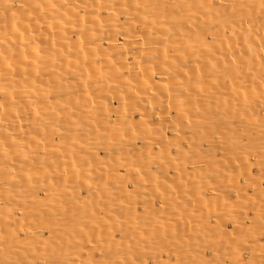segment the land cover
<instances>
[{"label":"bare ground","instance_id":"1","mask_svg":"<svg viewBox=\"0 0 264 264\" xmlns=\"http://www.w3.org/2000/svg\"><path fill=\"white\" fill-rule=\"evenodd\" d=\"M87 235L98 264H264V0H0V264Z\"/></svg>","mask_w":264,"mask_h":264},{"label":"rangeland","instance_id":"2","mask_svg":"<svg viewBox=\"0 0 264 264\" xmlns=\"http://www.w3.org/2000/svg\"><path fill=\"white\" fill-rule=\"evenodd\" d=\"M79 133H80V132H79ZM79 135H80V134H79ZM80 137H81V136H80ZM79 139H80V138H79ZM80 145L82 146V143L79 142V149H80V147H81ZM79 154H81V153H79ZM85 154H86V153H85ZM79 156H83V157H85V155H84L83 152H82V154L79 155ZM87 156H90V154H86V157H87ZM86 157H85V158H86ZM90 157H91V156H90ZM90 157H87V158H86L87 160H85V159L82 158V157L79 158L80 165L83 163V164L81 165V168L83 167L82 169H81L80 166H79V168L81 169V170H79V172H80V173H79V174H80V175H79V181H81L82 184H81L80 182H79V183H80V185L84 186L83 188H82V187H79V188H81V189L79 190V191H80L79 194L84 195V196H85V197L83 196L84 199H86V197H88V198L90 197V200H92L93 198H91V196H86V194H87L86 191H88V189H90L89 187H91V185L94 186L95 183L97 182V180H99V179H97V176H96V175H95V177H96L97 180H95V179L93 178V176H94V174H92L93 166L98 167V166L100 165L101 167H103V170H102V171H104L105 169H106V170L109 169V168H107L108 166H106V164H109V163L104 164V165L106 166V168H104L103 163H105V161L108 160L107 158H106V159H105L104 157L102 158V159H104L105 161H102V159H101V160H98V162L100 161V163L103 162L102 164H100V163L98 164V163L96 162V159H92V160H91ZM88 158H90V161L88 160ZM83 159L86 161L87 164H85V161H84ZM99 159H100V158H99ZM93 160H95V161H94V162L96 163L95 165H94V163H92ZM87 161H88V162H87ZM153 161H154V160H153ZM153 161H152V162H153ZM81 162H82V163H81ZM107 162H108V161H107ZM88 163H90V164H88ZM86 166H87V167H86ZM91 166H92V167H91ZM100 166H99V167H100ZM173 166L175 167V166H178V165L175 164V165H173ZM84 167H85V168H84ZM99 167H98V170H99V169H102V168H99ZM145 167H147V166H145ZM137 168H138L139 170H140V169L143 170V169H144V166H141L140 164H138L137 166L134 167L135 171H138ZM90 169H91L92 171H91ZM96 169H97V168H96ZM145 169H147V168H145ZM82 170H83V172H84L85 174H84L83 172H81ZM84 170H85V171H84ZM94 170H95V167H94ZM145 171H146V170H145ZM93 172H94V171H93ZM146 172H147L146 174L148 175V174H149L148 171H146ZM136 174H137V176H136ZM142 174H143L142 176H144L147 180H146L145 178H143V180H141L140 177H142V176H140L141 173H139V172H135V173H134V176L140 178V180L138 179V181H144V179H145L146 181H148L149 179L145 176V172L142 173ZM171 174H172V173H171ZM90 175H91L92 178L90 177ZM92 175H93V176H92ZM81 176H82V177H81ZM148 177L150 178L151 176L149 175ZM82 178H83V179H82ZM104 178H105V179H109L108 177H104ZM104 178H102L101 181H103ZM80 179H81V180H80ZM105 179H104V180H105ZM90 180H91L92 182H91ZM151 180L153 181L154 179L151 178ZM107 181H108V180H107ZM107 181H106V182H107ZM83 182H84V183H83ZM90 182H91V183H90ZM94 182H95V183H94ZM98 182H99V181H98ZM104 182H105V181H104ZM106 182H105V183H106ZM93 183H94V184H93ZM108 183H109V181H108ZM108 183H107V184H108ZM90 184H91V185H90ZM97 184H99V185H97L98 188H99L101 185H103L101 182H100V183H97ZM100 184H101V185H100ZM88 185H89V186H88ZM104 185H105V184H104ZM104 185H103V186H104ZM87 187H88V189H87ZM95 187H96V186H95ZM104 187H105V186H104ZM106 187H107V186H106ZM106 187H105V188H106ZM85 188H86L87 190H86ZM100 188H101V187H100ZM102 188H103V187H102ZM102 188H101V189H102ZM105 188H104V190H105ZM82 189H83V190H82ZM106 189H107V188H106ZM84 190H85V191H84ZM102 190H103V189H102ZM83 191H84V192H83ZM85 193H86V194H85ZM82 195L79 196V197H81L80 200L83 201V203L85 204L86 201H85V200H82V199H83ZM88 198H87V200L89 201ZM94 199L96 200V198H94ZM97 199H98V198H97ZM80 200H79V201H80ZM92 201H94V200H92ZM92 201H91V202H92ZM98 201H100V200H96V201H94V202H98ZM91 202L89 201V203H91ZM100 202H101V201H100ZM81 203H82V202H81ZM83 203H82V204H83ZM89 203L87 202V203H86L87 205H86V204H85V205H86L87 207H89V206L91 207V205H89ZM43 204H44V203H43ZM43 204H42V207H43ZM91 204H92V203H91ZM101 204H103V199H102V203H101ZM45 205H46V204H45ZM45 205H44L45 208L43 207L44 209H43V208H40V209H41V210L43 209V210L46 212V208H48L47 211H52V210H50V208H52V207H51L52 205H49L50 208L47 207V206H45ZM88 205H89V206H88ZM92 205H93V204H92ZM97 205H98V206H97ZM97 205H96V203H95L96 208L101 207L102 209H104V208H103L104 205H103V206L100 205L99 202H98ZM39 206H40V205H39ZM81 206H82V208L84 207L83 209L86 208V209L88 210L87 207H85V206H83V205H80V203H79V212H81V213H85L84 210H83V212H82V210H81L82 208H80ZM95 206L93 205L94 209H96ZM91 208H92V207H91ZM91 208H89L90 211H91ZM101 208H100V209H101ZM9 209H10V210H13V209H11V208H9ZM86 209H85V210H86ZM98 209H99V208H98ZM10 210H9V211H10ZM43 210H42V211H43ZM77 211H78V210H77ZM90 211H88V212L86 213V214H87V215H86V216H87L86 220L88 219L87 222H88L89 224H90L91 222L93 223V221H90V219L93 217L92 214H90V213L93 211V209H92L91 212H90ZM94 211H96V210H94ZM100 211H101V210H100ZM103 211H104V210H103ZM103 211H101L100 215H99V213H98V210L96 211V214H98V215H97L98 217H100V216L102 215V217H101L100 219H102V218L104 217V213H105V211H104V212H103ZM141 211H143V210L141 209ZM141 211L138 210V213L140 212V215L142 216L143 213L141 214ZM79 212H76V210H75L74 213H75V215H76V213L79 214ZM81 213H80V215H78V216H81V218H82V219H81V218L78 217V218H79V223H80V224L82 223V225H84V223H85V224H87V225L89 226V224H88L87 222H84V221H86V220H84V219H85V216L82 217ZM88 213H89L90 216H92V217H89V214H88ZM92 213H93V212H92ZM48 214H49V213H48ZM94 214H95V213H94ZM141 216H140V217H141ZM88 217H89V218H88ZM94 217H95V216H94ZM83 222H84V223H83ZM99 222H100V221H99ZM99 222H98V223H99ZM41 223H43V222H41ZM44 223H45V221H44ZM44 223H43V224H44ZM79 223H78L77 226H79V228H81V226H80ZM92 223H91V224H92ZM95 223H96V222L94 221V223L92 224V226H91V224H90L89 228H88V226H85V225H84V229H83V228H82V229H83L84 232H85V229H86V227H87V228H88V230H87L88 232H87V231H86V232H87V234L90 236V235H91L90 232H91V230H92L91 228H92V227H95V226H93V225H95ZM98 223H97V225H98ZM101 223H102V221H101ZM101 223H100V224H101ZM97 225H96V226H97ZM102 226H105V224L103 223V224L100 225L101 229L104 228V227H102ZM82 227H83V226H82ZM83 230L81 231V229H79V232L81 231L80 233H82V234H86V233H83ZM89 230H90V232H89ZM88 235H87V239H88V240L85 239V237H84L85 235H84L83 238H82L83 240H85L84 242L86 243V246H85V243L82 242L81 237H80V239H78V240H79L78 242L81 241V242H82L81 244H84V245H82V246H81V245H77V246H76V247H77L76 249H79L80 252H78V254L76 253L77 255L74 254V252H73L72 254H73L75 257L72 256V254H71V256H70L69 254H68V255H65V256L60 254L61 256H64L63 258H64L65 261H66L65 257H66V256H69V257H67L68 259H69L70 257H74L75 260L72 259V260H74V262L76 261L77 263H80V262H81L80 264H85V262L87 263V259H88V263H89V262H90V259L93 258L95 255H96V257L99 256V259H98V258L96 259V260H99L98 263L100 262L101 257H102L101 260H103V254H102L101 251L99 252V254H98L97 251H96V252H97L96 254H92V253H91L92 255L89 254V253L92 252V251L94 252V246H95V245H96L95 250L97 249V250L99 251V250H101V249H99L100 247L97 248V246L100 245V242L93 241L94 239H89V236H88ZM69 236H70V234H69ZM69 236H68V238H67V239H70L69 241L74 242V244L77 243V241H76V242L74 241L75 239H74L73 241L71 240V239H73V238H76L75 236H73V238H71L72 235H71L70 237H69ZM214 239H215V238H214ZM1 240H2V239H1ZM89 240H91V241H90V244H91V245H88V244H89V242H88ZM69 241H67L68 244L70 243ZM86 241H87L88 243H87ZM92 242H94V244H95V243H96V244L94 245ZM174 242H175V243H174V246H175L176 241H174ZM177 242H178V240H177ZM49 243H50V242H49ZM97 243H99V244H97ZM213 243H218V242H214V240H213ZM79 244H80V243H79ZM101 244H102V243H101ZM45 245H46V244H45ZM47 245H48V244H47ZM71 245H72V243H71ZM75 245H76V244H75ZM75 245H72V246H75ZM102 245H103V244H102ZM41 246H42V247H41ZM67 246H68V245H67ZM79 246H80V247H79ZM92 246H93V247H92ZM172 246H173V244H171V248L174 247V246H173V247H172ZM37 247H38V249H39V247H41V250H42V249H43L44 251L46 250V249H44V248H45L44 244H39ZM47 247L49 248L50 245L47 246ZM65 247H66V246H65ZM69 247H70V245L68 246V248H69ZM102 247H103V246H101V248H102ZM28 248H29V247H28ZM31 248H32V247H30V249H31ZM51 248H53V247H51ZM68 248H67V247H66V248H62V250L64 249V251H66L65 249H67V251H68ZM70 248H71V247H70ZM70 248H69V249H70ZM72 248H73V247H72ZM72 248H71V249H72ZM74 248H75V247H74ZM74 248H73V249H74ZM92 248H93V250H92ZM168 248H169V245H168ZM24 249H25V250H24ZM24 249H22L23 251H22V250H21V251H22V252H25V253L28 254V255H32V257L29 256V257H31V258H29V259L33 260V262H35L36 260L38 261L40 258H47V256H46L44 253H47V252L50 251V250H48L47 252H43V250H42V251L39 252V250H40V249H39L37 253H33V252H31V251H28V253H27L26 250H28V249H26V248H24ZM49 249H50V248H49ZM73 249H72V250H73ZM31 250H32V249H31ZM79 250H78V251H79ZM82 250H83V251H82ZM91 250H92V251H91ZM21 251H20V254L17 253L18 256H21V253H22ZM52 251H53V250H52ZM64 251H63V252H64ZM67 251H66L64 254L69 253V251H68V252H67ZM231 251H234L233 253H234V254L236 253V255H237V251H238V249H237V250L232 249ZM235 251H236V252H235ZM58 252H59V251H58ZM58 252L56 253L57 255H56V256L54 255V257H52V259H51L50 261H49V259H48V261H49V263L47 262L48 264H53V263H55V264H56V263H58V264H65V261L63 262V260H62L63 258H62V257H61L62 259L59 258L60 256H58V255H59ZM61 252H62V251H61ZM70 252H72V251H70ZM75 252H76V251H75ZM84 252H88V254H87V253H84ZM50 253H51V252H50ZM94 253H95V252H94ZM100 253H101V254H100ZM231 253H232V252H230V255L228 254L229 257H230L231 255H233V253H232V254H231ZM22 254L24 255V253H22ZM26 254H25V255H26ZM97 254H98V255H97ZM23 255L21 256L20 259L23 258ZM25 255H24V256H25ZM28 255H26L27 258H28ZM44 255H45V256H44ZM90 255H91V256H90ZM93 255H94V256H93ZM100 255H102V256H100ZM236 255H234L235 257H233V259H232L233 261L235 260V258H236V260L238 259V258L236 257ZM14 256H15V255H14ZM14 256H12V257L15 258L16 256H15V257H14ZM18 256H17L16 258H18ZM41 256H42V257H41ZM57 256H58V257H57ZM92 256H93V257H92ZM191 256L193 257V255H190V257H191ZM228 256H227V257L225 256L224 259L229 258ZM36 257H39V258H36ZM56 257L59 258V260L61 259L62 261H56V260H58V259L55 260ZM184 257H185V256H184ZM187 257H189V256H187ZM190 257H189V258H190ZM13 258L9 259V263H8V264H10L12 261L15 262ZM16 258H15V259H16ZM53 258H54V259H53ZM78 258H79V260H76V259H78ZM82 258H83V259H82ZM193 258H194V257H193ZM193 258H192V259H191V258H190V259H187V258L184 259V258H182V259H183V260H186V259H187V261H188V263H189V260L191 261V260H193ZM207 258H208V257H206V259H207ZM209 258H210V259H209ZM209 258H208L209 261H208V260H207V261L210 262V264H211V261H212L213 259H212V257H210V256H209ZM231 258H232V256H231ZM231 258H229L230 260H229V259L224 260V262H227V261H228L227 263H224V264H228L229 261L231 262V263H229V264H238V263L240 262L239 260H238V261L235 260V262L233 263V261L231 260ZM24 259H25V258H24ZM24 259H22V260H24ZM34 259H36V260H34ZM68 259H67V260H68ZM81 259H82V261H81ZM194 259H195V258H194ZM22 260H21V262H24V261L27 262L28 259H27V260L25 259L24 261H22ZM31 260H28V262L30 261L29 264H33V262H31ZM52 260H53V261H52ZM70 260H71V259H69V261H70ZM72 260H71V261H72ZM128 260H129V259H128ZM165 260H166V261H169L168 259H165ZM165 260L163 259V261H161V263L164 264V262H166ZM174 260H175V261H174ZM174 260H173V261H174L175 264H176L177 262L179 263V260H181V259H178V261H177L176 259H174ZM195 260H196V259H195ZM197 260H198V259H197ZM204 260H205V259H203V261H204ZM210 260H211V261H210ZM7 261H8V260H7ZM10 261H11V262H10ZM54 261H55V262H54ZM69 261H66V263L69 262ZM79 261H80V262H79ZM92 261H93V262L95 261V257L92 259ZM138 261H139V262H138ZM138 261H135L134 263H137V262H138V263H141L140 260H138ZM187 261H186V262H187ZM259 261H260V260H259ZM13 262H12V263H13ZM17 262H19V258L17 259ZM17 262H16V263H17ZM26 262H24L23 264H26ZM28 262H27V264H28ZM60 262H63V263H60ZM76 262H75V263H76ZM102 262H104V261H102ZM102 262H101V263H102ZM174 262H173V263H174ZM181 262H182V261H181ZM183 262H184V261H183ZM195 262H196V261H195ZM198 262H200V261L198 260ZM205 262H206V261L202 262V259H201V263H202V264H204ZM213 262H214V261H213ZM213 262H212V264H214ZM237 262H238V263H237ZM249 262H252V260H251V261L249 260V261H247V262L245 261L244 264H247V263L249 264ZM253 262H254V260H253ZM257 262H258V261H255V263H253V264H256ZM12 263H11V264H12ZM16 263H15V264H16ZM19 263H20V262H19ZM94 263H95V264H98V263H96V262H94ZM94 263L91 262V264H94ZM101 263H100V264H101ZM173 263H169V264H173ZM178 263H177V264H178ZM188 263H187V264H188ZM191 263L193 264L194 262H191ZM258 263L261 264L260 262H258ZM17 264H18V263H17ZM89 264H90V263H89ZM150 264H152V263H150ZM165 264H166V263H165ZM179 264H181V263H179ZM183 264H184V263H183ZM185 264H186V263H185ZM205 264H206V263H205ZM207 264H208V263H207ZM251 264H252V263H251Z\"/></svg>","mask_w":264,"mask_h":264}]
</instances>
